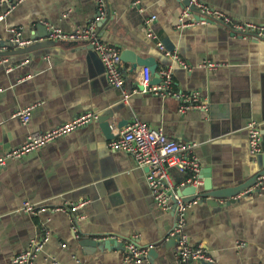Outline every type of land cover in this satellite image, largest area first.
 <instances>
[{"label":"crops","instance_id":"obj_1","mask_svg":"<svg viewBox=\"0 0 264 264\" xmlns=\"http://www.w3.org/2000/svg\"><path fill=\"white\" fill-rule=\"evenodd\" d=\"M134 1L102 0L103 13L96 0H25L13 8L0 2V52L5 53L0 56V157L25 144L30 134L82 114L97 116L91 125L8 160L0 169V264H12L42 229L51 235L34 264H125L119 246L100 251L80 245L87 238L113 237H134L139 246L156 250L149 264H179L173 245L163 247L176 221L174 211L155 206L146 168L110 148L111 140L99 126L104 116L116 136L137 118L161 129L168 139L195 144L191 153L205 175L200 192L205 181L213 190L237 192L264 168V34H235L213 22L179 30L176 21L185 0H138L135 7ZM201 1L233 20L264 26V0ZM152 16L155 19L147 23ZM89 24L120 54L129 50L140 56L133 68L121 60L122 89L106 81L89 43L56 42L47 33V25L72 32ZM11 29L31 42L26 53L9 54L18 49ZM164 40L172 51L166 50ZM167 54H176L191 70L179 67ZM148 58L155 60L158 73L171 69L172 87L198 93L208 110L180 114L173 98L142 92L138 76ZM205 61L219 67H198ZM26 108L30 120L23 124L13 114ZM249 121L262 130L259 156L249 153L244 129ZM170 174L176 185L186 178L177 169ZM187 190L181 194L188 205L184 232L192 246H201L212 258L191 264H264V195L250 193L214 209L197 200L188 202ZM80 201L87 204L78 212L83 217L74 231L73 217L52 209ZM26 203L48 211L26 214L21 210ZM239 243L244 246L238 248Z\"/></svg>","mask_w":264,"mask_h":264},{"label":"built area","instance_id":"obj_2","mask_svg":"<svg viewBox=\"0 0 264 264\" xmlns=\"http://www.w3.org/2000/svg\"><path fill=\"white\" fill-rule=\"evenodd\" d=\"M25 0H0L13 8ZM101 13H103L102 0H96ZM185 5L176 21L177 29H184L197 24L204 25L213 22L222 27L228 28L235 34H244L253 32L254 35L264 34V26L254 25L250 22L233 20L220 10H216L201 0H186ZM138 5V0L133 2V6ZM193 8V10L191 9ZM194 14L196 18H194ZM3 16H0V21ZM155 19L152 16L147 23ZM49 38L53 41H83L89 43L96 51L103 67L106 81L116 89H122L124 79L120 69L121 59L120 52L113 46L103 42L97 35L95 25L78 27L72 32H64L58 28L47 25ZM13 36V44L18 48L26 47L31 42L23 40L21 34L16 29L10 30ZM158 46L162 48V44ZM177 63V65L185 70H191V67L179 58L176 54H167ZM198 67L209 70H215L219 64L212 61H205ZM172 71L169 68L161 69L159 75L161 77L160 84L151 85V74L149 69L142 67L138 76V87L142 92H151L160 97H171L178 103V112L185 114L188 111H204L208 110V104L201 101L198 93L180 92L172 87ZM13 117L19 118L23 124H27L30 120V109L26 108L17 111ZM97 119L96 115L86 113L82 114L72 121L61 126L39 133L30 134L25 144L19 148L8 152L5 156L0 157V169L3 168L8 160H17L25 156L27 153L34 151L66 134L91 125ZM245 132L248 136V149L251 156L261 153V132L260 125L255 121L246 123ZM195 144L183 145L180 142L168 139L161 129H152L146 123L137 118H133L130 123L122 129L119 134L110 141V148L115 151H122L129 154L137 167L146 168V181L151 192L155 206L165 212L174 211L176 221L170 231V238L177 237L175 246V257L179 264L191 263H209L212 262L211 256L201 246H192L184 232L185 228V211L187 203L178 192L188 186L200 188L202 185L201 172L202 166L199 160L191 153ZM171 169H177L180 173L186 175L185 180L180 184L173 182L170 174ZM250 193L264 195V176H259L255 183L233 197L238 200L242 196ZM87 201H80L62 208L52 210L63 211L70 214L73 218L72 229L76 230V223L82 219V215L78 212L83 209ZM21 210L29 215L37 216L48 211L46 208H39L31 204H24ZM51 233L42 229L40 237L32 240L30 245L18 252L12 259V264H34L35 258L42 251L43 246L49 240ZM109 238V237H108ZM101 238L98 240H105ZM116 239L122 243L123 262L125 264H149L148 249L139 246L135 238ZM243 243L237 244V247H243Z\"/></svg>","mask_w":264,"mask_h":264},{"label":"water","instance_id":"obj_3","mask_svg":"<svg viewBox=\"0 0 264 264\" xmlns=\"http://www.w3.org/2000/svg\"><path fill=\"white\" fill-rule=\"evenodd\" d=\"M185 4L187 5V1L185 0ZM193 10V8H191ZM98 16L100 17V13L98 12ZM109 18V16L107 15V17L103 20L101 19L100 24H102L103 22H105L107 19ZM100 24H98V26H100ZM220 26V25H219ZM222 27V26H221ZM49 34V32H47ZM162 44L165 46L166 50L168 52L172 51V46H170V43L168 40H164L162 41ZM1 45V44H0ZM3 45V44H2ZM28 48H18L16 50H14V52H11L9 54H23L27 52ZM5 53L4 52H0V56H4ZM120 59L122 61H128L131 64V67L133 68L135 66V64H137L138 60L140 59V56H137L136 54L132 53L129 50H123L120 54ZM149 69V72L151 74V84H158L161 82V77L157 71V65L155 63V60L153 58H148L146 60V62L144 63V66ZM99 126L104 134V136L106 137V139L112 140L116 137V135H114L112 133V129L110 128V125L108 124V115L104 116L100 121H99ZM123 126L122 123H120L117 126V129H121ZM260 132H261V143H262V130L260 127ZM261 154V153H260ZM259 154V155H260ZM258 155V156H259ZM257 158V157H256ZM262 167H264V157H262ZM259 176H264V168H261L252 178V181L250 184H248L247 186H245L242 190L239 191H233V190H221V189H216L213 190L211 188V186H207L206 184L208 183L207 181L204 182V186H205V190L204 192H200L199 188H194V186L188 185L184 188V190L188 189L187 191L189 192L190 196L188 202H192L194 200H197L198 202H204L209 204L212 208L214 209H222V207L224 205L228 206L231 203H234V199L233 197L237 196L238 193L246 190L247 188L251 187L256 179ZM205 177V175L202 174L201 172V178ZM183 190V191H184ZM183 191H179L178 194L181 195L182 193H184ZM221 199H227L226 202L223 204L220 202ZM177 237H171L167 242H165L164 244V249L168 250L170 247L175 248L176 243H177ZM80 245L85 246V247H92L93 249H98L100 251L105 250V249H110L113 248L115 246H119L120 248H122V243L119 242L118 240H114V239H105L103 241H96L94 239H83L80 242ZM156 253V250L154 249H150L148 251V255L147 258L148 260H151V256H154V254Z\"/></svg>","mask_w":264,"mask_h":264}]
</instances>
